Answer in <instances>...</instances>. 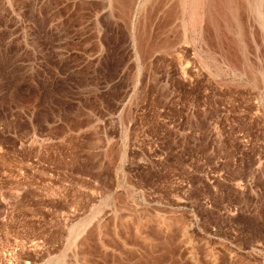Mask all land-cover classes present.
<instances>
[{
  "label": "rangeland",
  "instance_id": "1",
  "mask_svg": "<svg viewBox=\"0 0 264 264\" xmlns=\"http://www.w3.org/2000/svg\"><path fill=\"white\" fill-rule=\"evenodd\" d=\"M127 1L0 0V264H264V0Z\"/></svg>",
  "mask_w": 264,
  "mask_h": 264
},
{
  "label": "bare ground",
  "instance_id": "2",
  "mask_svg": "<svg viewBox=\"0 0 264 264\" xmlns=\"http://www.w3.org/2000/svg\"><path fill=\"white\" fill-rule=\"evenodd\" d=\"M127 1V0H126ZM131 1V0H130ZM249 1V0H248ZM120 2V1H119ZM128 2V1H127ZM250 2V1H249ZM180 4V3H179ZM192 4V3H191ZM252 3H250L249 5L251 6ZM123 5V4H122ZM181 5V4H180ZM228 9V8H227ZM236 11V10H235ZM255 75V74H254ZM168 228V227H167ZM83 261V260H82Z\"/></svg>",
  "mask_w": 264,
  "mask_h": 264
}]
</instances>
